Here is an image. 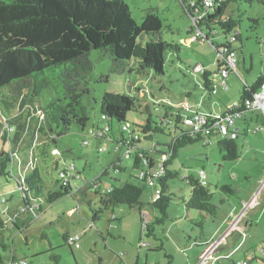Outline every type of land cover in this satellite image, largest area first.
<instances>
[{
	"label": "trees",
	"instance_id": "trees-1",
	"mask_svg": "<svg viewBox=\"0 0 264 264\" xmlns=\"http://www.w3.org/2000/svg\"><path fill=\"white\" fill-rule=\"evenodd\" d=\"M181 1L184 10L196 18L190 31L194 33L195 29L200 28L206 38L199 40L212 42L216 49L230 43L237 57L234 43L239 35L235 31L237 26L234 19L226 15L227 9L232 4H251L256 0H214L212 7H207L205 0ZM254 21L258 23L257 20ZM214 25L222 28L227 38L224 44L219 45L212 41L211 33L217 34ZM162 29V19L152 10L141 23H138L126 0H0V132L4 134L0 138V247L10 252L6 258L0 255V264H18L17 262L21 260L14 255L11 238L4 234L5 230L12 228L20 230L19 225L25 224L26 219L22 218L25 214H39L48 205L72 194L74 192L72 179L80 178V172L72 173L69 165H60L62 152L57 143L59 138L70 132L73 125L84 129L90 121L83 100L85 96L92 94L89 88V75L94 70V63L90 58L91 51L101 50L104 54L111 55L114 71L128 70L137 74H148V70H151L155 78L160 77L164 75L167 55L175 53L179 57L181 51L179 44L163 38ZM231 36H234L232 43L229 42ZM202 74L205 90L213 95L215 89L213 73L204 68ZM263 81L264 74L259 76L253 85H244L239 101L227 108L225 114L228 112L235 114L232 127V130H235V137L223 135L216 128L195 132L185 131L179 125H174V132L172 127L162 128L154 122L148 109L147 123L144 126L134 124L138 129L131 125L126 135L123 126L129 123L126 121L127 115L141 109L143 104L132 95L106 91L101 99L100 122L107 125L109 131L102 136L97 133L95 137L97 139L107 137L118 145L117 149H121L125 147V138L131 136L129 158H133L134 168L138 174L142 170L146 172V178L140 180L136 174L137 183L130 181L113 183L105 193H101L98 187L101 178L95 179L88 186L95 187L96 194L101 195L103 207L112 209L113 213L114 207L120 204H127L141 211L145 205L142 197L147 190L148 177L158 179L161 188L157 192L160 197L154 198L148 205L158 209L161 215L152 223H145L142 218L144 234L155 235V225H163L169 218L168 212L173 197L168 194V180L178 176L177 172L169 169V165L178 156L179 150L203 139L204 135H216L214 132H217L223 136L218 141L223 159L238 160L241 156L239 140L246 137L249 132L256 133L262 129V126H257L242 132L237 122L249 123L247 119L249 113L262 111L251 104ZM46 91L52 96L45 98ZM115 122L120 124L117 131L114 130ZM99 126L97 123L92 128L100 129ZM134 131H138V138L131 135ZM156 134L170 136L171 141L165 145L168 152L161 168L162 172L152 175L151 170L155 167L154 155L162 154L160 141L154 140ZM150 141L152 144L146 143ZM55 149L59 151L55 156L59 157L54 159L52 166L48 164V167L43 168L39 160L42 158L48 162ZM122 162V158L119 157L102 175L109 174L110 168L116 172H124ZM50 168L57 174L51 185L43 175L44 170L49 173ZM61 172L69 173V187L63 186ZM3 179H14L23 192L24 210L21 211L14 205L7 206L10 210L13 208V213L16 210L20 213L17 223L13 226L9 213L5 212L7 207L2 206L4 204L2 200L5 198L1 194ZM185 179L192 188L190 197L185 201L186 208L217 216L219 208L212 202L213 192L208 183H203L200 177L195 176ZM88 186L82 184L77 192H86ZM221 189L231 195L237 193L233 185H223ZM10 201L12 202V199ZM100 212L102 211H95L94 220L100 217ZM114 219H117V216L114 215ZM198 223L203 227L202 219ZM69 235L63 234L66 244ZM154 249L165 250L164 242L161 241ZM257 253L260 256L256 253L249 256L252 260L248 264L257 259L264 264V247L261 246ZM53 258L56 262L59 261L58 256L53 255ZM167 259V264H174L173 256H167ZM25 260L28 264L32 263ZM239 263L240 261L233 262Z\"/></svg>",
	"mask_w": 264,
	"mask_h": 264
},
{
	"label": "rangeland",
	"instance_id": "rangeland-1",
	"mask_svg": "<svg viewBox=\"0 0 264 264\" xmlns=\"http://www.w3.org/2000/svg\"><path fill=\"white\" fill-rule=\"evenodd\" d=\"M126 2L131 7L133 16L138 23H141L151 10L162 19V36L166 41L180 45L179 57L181 58L178 57V54L169 53L164 75L155 78L151 70H148V74H137L128 70L114 71L111 55H106L101 50L91 51L90 58L94 63V70L89 75V88L92 94L85 96L83 100L88 109L90 121L84 129L73 125L70 132L59 138L57 143V147L62 152L60 165H69L72 173L80 172V178L72 179L74 192L48 205L39 214H25L22 218L26 219L24 224L26 232L20 233L19 230V233L14 234L11 230H5L4 233L14 240L12 247L17 257L25 258L33 264H101L100 255H105L109 245H125L124 235L132 239L129 243L133 244L136 250H138L137 246L139 248L142 244L141 264H167V256H173L174 264H190L191 261L193 264H199L201 259L198 255L207 247L206 244L212 239V243L217 242L229 228L232 211L235 215H240L244 210L242 206L236 208L243 199L241 197L248 200L252 197L249 195L247 198V191L253 182L245 186L246 183L242 181V178L247 173L255 174L260 167L263 170V143L262 147L258 148L260 151H256V154L254 150L244 149L243 139H241L239 140L240 158L234 161H225L218 145V141L223 136L214 132L216 135H204L203 139L182 147L178 156L169 165V169L177 172L178 176L168 180V194L173 197L168 212L169 218L165 224L155 225V235L144 234L142 218L145 223H152L161 215L158 209L148 205L153 202L156 192L161 188L158 179L148 177L147 190L142 197V202L145 205L141 211L131 208L127 204L114 207V213L112 209L103 207L101 195L96 194L95 187L90 188L89 183L101 178L98 187L101 193H105L113 183L138 182L136 180L138 171L134 168V160L124 156L125 148L122 147L119 151H115V144L109 138L97 139L90 133L92 127L97 123L100 124V128L104 127V123L100 122V117L101 99L106 91L132 95L143 104L141 109L129 112L127 115L126 121L134 128V124L144 126L147 123L148 110L153 121L159 124L164 107L173 106L176 109L180 103L186 100L202 111L212 109L216 111L218 107L224 109V100H220L222 94L228 92L230 98L235 99L231 103H236L239 95L232 96L235 83L240 84L242 89L244 86L242 80L246 74L249 73V76L255 77L256 75L257 77L259 72L264 71V0H256L251 4H232L227 9L226 15L234 19L237 26L235 31H239L240 34L234 47L237 50L238 71L242 76L241 79L239 75L232 74L235 83L230 77V81L228 80L230 86L227 90L219 80L216 83V79L218 77L220 79L216 64V60L219 58L217 49L212 42H203L194 38V33L189 31L194 26V19L184 10L181 0H126ZM254 20H257L258 23ZM214 29L217 34L211 33L212 41L219 45L224 44L227 38L222 28L214 25ZM253 60L254 68L251 70ZM199 63L205 65L213 73L218 95L210 97V94L205 90L202 79L203 71L196 70ZM189 93L192 96H189ZM50 96H52L50 92L44 93L45 98ZM214 102L216 104H213ZM181 127L185 131L192 129L187 124ZM119 129L120 124L115 122L114 130ZM3 135L0 132V138ZM126 135H128V131ZM85 139L88 140L86 146L82 144ZM154 140L160 141L162 154L154 155L155 167L151 170L152 175L162 168L166 160L164 154L168 152L165 145L171 141V137L156 134ZM146 143L152 144V141ZM100 147H106V151L100 152ZM55 155L57 153L53 150L52 157L48 159V162L43 161L42 158L39 160L43 168L48 167V164L53 165L54 159L59 157V155ZM119 157L123 160L125 171L116 172L110 168L109 174L102 175L104 170ZM200 170H204L207 174L208 186L213 192L212 202L219 208L217 216L186 208L185 201L190 197L192 188L185 177L195 176L198 178ZM45 171L46 169L43 175L48 182H51L49 183L51 185L57 178V174L52 168L49 173ZM82 184H87L86 192H77L78 187ZM223 185H233L234 188L237 186L240 190L238 189L236 194L231 195L221 189ZM1 194L9 201L4 203L3 207L14 205L21 209L24 208L22 189L16 185L14 179H3ZM95 211H102L96 220H94ZM254 212L256 215L253 220L248 219V216ZM114 215L117 216V219H114ZM201 219L203 227L198 223ZM246 219L251 224L246 233L248 237L240 238L241 240L237 243L234 240L238 237L230 236L226 243L228 246L224 244L221 247L222 250L216 254L221 257L220 264H233L234 261H242L255 253L260 256L257 250L261 246L264 247L263 207L248 209L243 214V224ZM218 230L220 231L219 236H213ZM15 231L17 232V230ZM66 232L81 235L80 249L76 246L71 248L65 243L63 234ZM105 238H108V242H105ZM161 241L164 242L165 250L155 251L154 247L159 246ZM195 241L200 243L196 244ZM9 254L10 252L0 247L2 258L8 257ZM53 255L59 257L58 262L53 258ZM251 264H261V260H254Z\"/></svg>",
	"mask_w": 264,
	"mask_h": 264
},
{
	"label": "crops",
	"instance_id": "crops-1",
	"mask_svg": "<svg viewBox=\"0 0 264 264\" xmlns=\"http://www.w3.org/2000/svg\"><path fill=\"white\" fill-rule=\"evenodd\" d=\"M237 34L240 35L239 31H237ZM216 62H217L216 64L218 65V69H219V58L216 60ZM204 68L206 70H208L205 65H204ZM253 68H254V60L252 62L251 70ZM208 71L211 72L210 70H208ZM232 74H237L242 79V76L239 73L238 67H237V70L235 72H232L231 74L228 75V77H227L228 85H229L230 77H231L232 81L234 82V80H233V78L231 76ZM263 74H264V71L263 72L262 71L259 72L257 77H256V75H255V77L254 76H249V73L246 74V76L242 80V81H244L243 85H247V86L253 85L257 81L259 76H261ZM218 80H219V77H218V79H216V83H218L217 82ZM215 86H216V84H215ZM215 89H216V87H215ZM225 90H227V89H225ZM240 93H241V86H240V84H236L235 83L234 94L232 96H234L235 94L239 95V99H240ZM216 94L218 95L217 91L213 95H216ZM213 95H210V97H212ZM189 96H192L191 93H189ZM239 99H237L236 103L239 101ZM220 100H222V101L224 100V106H225L224 109L218 107L216 111H214L215 109L203 110V111H207V112L212 113V114H224L228 107L236 105V103H234V104L231 103V102H234L235 99L232 100L230 98V94L228 92L222 94V97H220ZM186 101L190 102L189 100H186ZM213 104H216V102H214ZM191 105H192L193 109L202 111L201 109H197L198 107L195 108L192 103H191ZM162 112H163V110H162ZM247 119L249 120V123H243L242 121H238L237 122V126L238 127L240 126L242 132H244L247 129L255 128L257 126H262V129L258 130V132H256V133L249 132L246 137H243L242 146H243L244 149H250L251 151H253V150L255 152L256 151H260V149H258V148L262 147V143L264 145V112L263 111H261V112L258 111V112H255V113H249L248 116H247ZM172 129H173V127H172ZM174 132H175V130H174ZM98 139H101V138H98ZM117 146L118 145L115 144V148H116L115 151H119L120 150V149H117ZM160 150H162V148ZM104 151H106V150H104ZM256 154H257V152H256ZM164 156L167 158L166 154H164ZM263 166H264V164H263ZM236 178H237V176H236ZM242 181H244V183H246L245 186H247V185H249V183L253 182V184H251L252 186L250 188L247 187L249 189V191H247L248 192L247 193V198H248L249 195L252 196V197L250 198V200H248V199H246L244 197H241L243 199H241L240 205H238L236 208L238 209L239 207L242 206V208L244 207V210L241 212L240 215L237 214L238 216L235 215L234 212L232 211V213H231L232 221H231V223H229L230 224L229 228L217 240V242L212 243V241H213V239H212L211 242H208L206 244L207 247H205V249L201 253H199V255H198V257H200V259H201L199 264H217V263L220 264L221 257L217 256L216 254L219 253L220 250H222L221 247L224 244L228 243V240H229L230 236L238 237V239L234 240V241H237V243L242 238H247L248 237V234H246V233H247V231H248V229H249V227L251 225L249 223L248 219H252L253 220V217L256 215V212H254L253 214L248 216L249 218L246 219L245 224H243V221H242L243 214L248 209L256 208L258 206H262L263 209H264V167H263V170L260 167L259 170L253 175L249 174V173L245 174V176L242 178ZM206 183H208L207 179H206ZM235 188L237 189V191H238V189L240 190V188H238L237 186H235ZM243 190H245V189H243ZM234 222H238L237 224L241 228V230H232L231 229L232 224ZM15 230H17V229L12 228L11 232L14 233V234L19 233V230H17V232ZM219 230H220V228H219ZM219 230L213 236L218 237L219 234H220ZM20 233H23V232H20ZM14 234L12 235L13 238H14ZM66 234H71V233L70 232H66ZM108 234H110V233H108ZM124 237H125V240H124L125 241V245H122V244L121 245H118V244L117 245H112L111 244V245H109V248L106 249L107 252H105V255H100L99 254L101 256L100 257L101 264H105V260L106 259H107V263L106 264H141L140 261H141V257H142V253H141L142 244H140L139 248L137 246L138 250H136L134 245L129 243V241H131L132 239H129L127 235H124ZM11 241H12L11 242L12 245L14 246V243H13L14 240L12 238H11ZM105 242H108V238H105ZM195 243L199 244L200 242L198 243L197 241H195ZM148 245L150 246V244H148ZM226 245L228 246V244H226ZM80 248H81V246L79 247V249ZM14 255H16V252H15ZM12 256H13V254H12ZM147 259H148V257H147ZM243 260H245V259H243ZM190 264H193L192 261L190 262Z\"/></svg>",
	"mask_w": 264,
	"mask_h": 264
},
{
	"label": "built area",
	"instance_id": "built-area-1",
	"mask_svg": "<svg viewBox=\"0 0 264 264\" xmlns=\"http://www.w3.org/2000/svg\"><path fill=\"white\" fill-rule=\"evenodd\" d=\"M205 4L207 7H212V6H214V0H205ZM193 19L195 22L196 18L193 17ZM194 35H195L194 36L195 39L205 40V38H206L204 32L200 28L195 29ZM233 41H234V36H231L229 42L232 43ZM217 54L219 56V62H220L219 63L220 66L218 69V73L220 75L219 82L224 88L228 89L229 85L227 82V77L230 74V72L237 70L236 53L232 49L231 44L228 43V44H225L221 47H218ZM203 69H204V66L201 64H198L196 66V70H203ZM213 93L214 94L216 93L215 89L213 90ZM251 106L255 107L257 109H260L264 112V81H263L260 89L258 90V92L255 94L254 100H253ZM234 122H235V114L233 112L232 113L228 112L227 114H225V113L224 114L206 113V112H202V111L193 109L192 105L188 101H184V102L180 103V105L176 109L173 108V106L164 107L163 113L160 117V123L158 125H160L162 128H165V127H173L174 125H176V126L179 125V127H181L182 125L187 124L192 128L191 130L195 131V132H200L206 128H216L223 135H231V136L235 137L236 136L235 130H232ZM130 127H131V124L126 123L123 126V131L129 132ZM107 131H109V127L107 125L106 126L104 125V127L100 128V129L95 130V128H92L90 130V133L93 136H97L96 135L97 133L102 136ZM131 135H133L134 138H138V131H134ZM131 141H132L131 136L130 137L127 136L125 138V141H124V144H125L124 156L127 158L130 157V153H131V147H130ZM82 143L84 145H88V140L85 139ZM99 150L101 152H103L104 150H106V147H100ZM54 151H56V153L59 152L57 149H55ZM146 164H147V162H146ZM161 172H162V169L158 170L155 175H158ZM60 176L62 179L63 186L69 187V185H70L69 173L68 172H61ZM138 176H139V179L142 180V179H144V177L146 178V172L144 170H142L139 172ZM206 177H207L206 172L204 170H200V179L202 180L203 183H206ZM159 197H160V194L157 192V194L155 195V198H159ZM2 201L5 203L8 200H7V198H3ZM17 208H19V207H17ZM12 209L13 208H11V210H10V208L7 207L5 212H7V214L9 213V218L11 219V223L13 226L14 223L15 224L17 223V217H19L20 213H18L19 212L18 210L14 211V213H13ZM24 209H25V207L22 208L21 211ZM10 213H11V215H10ZM237 223L238 222H234L232 224V227H231L232 230H241V228L238 226ZM19 227H20L21 232H23L25 230L24 226L19 225ZM80 238H81V235L70 234L67 238V244H69L72 247L76 246L79 248L80 247ZM250 260H252V257H249L248 260L240 262L239 264H248V262ZM17 263L18 264H28L25 259H21Z\"/></svg>",
	"mask_w": 264,
	"mask_h": 264
}]
</instances>
